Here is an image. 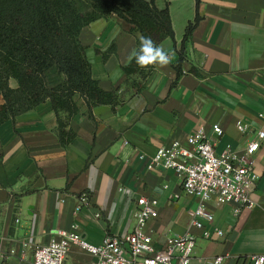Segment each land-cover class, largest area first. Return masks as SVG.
<instances>
[{
    "label": "crops",
    "instance_id": "0c3cea01",
    "mask_svg": "<svg viewBox=\"0 0 264 264\" xmlns=\"http://www.w3.org/2000/svg\"><path fill=\"white\" fill-rule=\"evenodd\" d=\"M154 2L168 8L174 37L159 43L155 67L139 93L116 108L98 105L92 116L77 97L80 111L69 119L75 138L65 146L50 100L0 125L1 264H31L35 248L59 239L61 231L75 230L93 245L107 235L126 234L136 224L143 196L158 200L159 215L147 226L157 247L166 237L196 236L191 264L216 256L224 257L223 264H251L252 256L264 255V139L253 157L254 206L236 214L233 203L216 197L207 202L215 216L212 228L224 230L213 239L193 225L199 200L183 191L177 173L149 167L161 147L176 140L189 146L188 137L199 127L217 152L229 148L237 154L264 130V0ZM140 37L116 15L82 29L92 75L103 89L120 87L129 94L142 81L123 70ZM9 85L19 86L14 78ZM4 102L0 91V105ZM60 117L68 120V113ZM238 121L248 125L246 132ZM83 192L89 203L78 210ZM68 260L88 263L94 257L72 245Z\"/></svg>",
    "mask_w": 264,
    "mask_h": 264
},
{
    "label": "trees",
    "instance_id": "16d2710c",
    "mask_svg": "<svg viewBox=\"0 0 264 264\" xmlns=\"http://www.w3.org/2000/svg\"><path fill=\"white\" fill-rule=\"evenodd\" d=\"M111 15L151 41L144 44L140 37L133 58L123 67L127 76L142 78L129 94L120 87L103 89L92 75L87 47L80 39L85 26ZM195 25H188L185 40ZM167 37H174L169 10L158 8L154 0H0V91L5 98L0 125L50 100L59 116L60 141L67 145L75 138L69 119L80 111L77 97L86 102L89 116L98 105L124 104L143 89L155 67L159 43ZM177 68L180 75V65ZM11 78L18 81L16 89L9 85ZM61 112L68 113V120Z\"/></svg>",
    "mask_w": 264,
    "mask_h": 264
},
{
    "label": "built area",
    "instance_id": "2783aa9c",
    "mask_svg": "<svg viewBox=\"0 0 264 264\" xmlns=\"http://www.w3.org/2000/svg\"><path fill=\"white\" fill-rule=\"evenodd\" d=\"M237 126L242 132L248 130V125L243 121H238ZM215 132L221 134L222 130L215 127ZM263 139L264 130H260L257 138L248 143L242 154L229 148L217 152L203 128L199 127L188 137L189 146L176 140L161 147L151 156L149 167L161 166L177 173L183 191L199 200L193 213V225L202 230L203 237L213 239L223 236L224 230L212 228L215 216L206 204L216 197L219 201L235 204L236 214L254 206L250 197L256 182L253 157ZM141 158L144 156L141 155ZM79 200L78 210L89 203V193L83 192ZM158 215V200L140 197L132 231L121 236L107 235L100 245L89 243L75 230L61 231L59 239L35 248L31 264H191L196 236L166 237L163 246L157 247L147 226ZM72 245L89 252L94 260L88 263L69 262ZM10 253L12 255L15 251L11 250ZM2 259L0 253V264ZM223 261V256H216L202 264H223ZM251 264H264V255L252 256Z\"/></svg>",
    "mask_w": 264,
    "mask_h": 264
},
{
    "label": "clouds",
    "instance_id": "9594fccd",
    "mask_svg": "<svg viewBox=\"0 0 264 264\" xmlns=\"http://www.w3.org/2000/svg\"><path fill=\"white\" fill-rule=\"evenodd\" d=\"M141 40H142V42L144 43V44H150L151 43V41L148 39V38H145V37H141ZM160 60H161V62H164V63H166L167 62V57L165 56V55H161L160 56ZM138 62H140L139 60H138Z\"/></svg>",
    "mask_w": 264,
    "mask_h": 264
}]
</instances>
